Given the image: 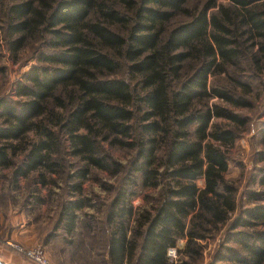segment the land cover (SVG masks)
Masks as SVG:
<instances>
[{"label": "trees", "instance_id": "16d2710c", "mask_svg": "<svg viewBox=\"0 0 264 264\" xmlns=\"http://www.w3.org/2000/svg\"><path fill=\"white\" fill-rule=\"evenodd\" d=\"M189 1L21 0L7 9L12 33L21 34L14 48L28 35L45 50L37 55L43 64L31 67L17 86L18 99L0 98V169L13 164L29 132L36 139L22 150L15 179L55 172L60 164L53 156L63 142L83 163L73 174L79 182L69 186L79 197L61 203L54 230L71 236L77 229L78 212L91 205L82 196L91 168L112 175L122 170L119 159L101 152L102 141L134 152V174L105 211L104 264H173L167 250L179 238L186 239L178 250L181 264H193L202 258L199 241L236 209L221 147L233 145L236 131L214 118L245 121L209 100L243 102L212 76L242 52L239 38L264 40V0H229L231 10L218 0L200 8L187 7ZM176 14L186 18L167 29ZM233 84L250 90L241 80ZM201 177L203 187L197 185ZM259 182L264 185V175ZM139 183L162 184L149 210H133ZM243 213L207 264H264V204ZM91 221L87 214L89 230Z\"/></svg>", "mask_w": 264, "mask_h": 264}, {"label": "rangeland", "instance_id": "374dc122", "mask_svg": "<svg viewBox=\"0 0 264 264\" xmlns=\"http://www.w3.org/2000/svg\"><path fill=\"white\" fill-rule=\"evenodd\" d=\"M19 1L21 0H0V98L13 100L18 99L15 91L20 83L26 82L24 76L28 70L43 64L38 61L37 55L40 50H45L39 46L42 44L40 39H30L28 35H25L18 48H14L21 34L12 33L10 24L14 21L7 9ZM205 1L190 0L187 7L200 8ZM217 4L232 9L229 0H218ZM185 18L182 14L174 15L166 28L169 29ZM239 42V50L242 52L225 65V71L212 76V82L227 89L233 88L231 92L241 96L243 103L234 105L217 97L209 100L245 121L242 125L239 121L214 118L219 125L236 131L233 145L221 146L226 149L228 162L225 178L235 186L236 209L229 213L224 223H219L213 229L210 236L199 241L203 248L202 258L193 264L209 263L233 220L244 214L245 209L264 204V185L259 182L264 175V50L260 47V44L264 45V40L254 41L242 36ZM254 57L257 61H254ZM234 79L249 84L250 90L233 84ZM35 139V133L29 132L27 141L18 145L11 157L13 164L0 169V264H38L25 254L32 249L41 250L50 264H104L101 254L105 243V211L116 189L129 179L128 176L132 177L134 174L129 168L134 152L123 150L117 145L110 146L106 141L101 142V152L119 159L123 168L115 175L96 168L90 169L82 184V196L89 198L91 205L78 212V225L73 235L65 236L61 227L54 229L58 224L61 203L77 195L71 193L69 186L79 182L73 174L83 163L68 151L67 143L63 142L60 153L53 156L60 164L55 172L46 171L43 176H39L33 171L27 177L15 179L13 171L22 163V150L28 148V142ZM21 145L24 148L21 149ZM161 185L146 188L139 183L131 201L133 210H149L158 197ZM197 185L203 187L202 177L197 180ZM87 214L95 218V221H91V230L84 226ZM259 227L262 226L258 225L257 228ZM51 234L54 235L50 236ZM185 243V238H179L175 247L168 248L167 256L173 264H181L185 260L178 253ZM15 245L24 251L19 252ZM170 249L173 250V255L169 254Z\"/></svg>", "mask_w": 264, "mask_h": 264}, {"label": "built area", "instance_id": "2783aa9c", "mask_svg": "<svg viewBox=\"0 0 264 264\" xmlns=\"http://www.w3.org/2000/svg\"><path fill=\"white\" fill-rule=\"evenodd\" d=\"M19 252L24 251L23 249H21L20 247H18L17 245L14 246ZM173 250L170 249L169 250V254L173 255ZM26 256L29 257L30 259L34 260L35 262H37L38 264H50L43 256L41 250H36V249H32V251H26L25 252Z\"/></svg>", "mask_w": 264, "mask_h": 264}]
</instances>
